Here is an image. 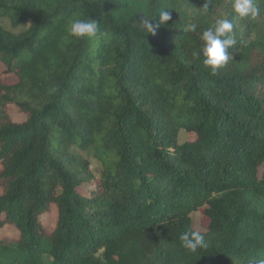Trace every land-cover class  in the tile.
<instances>
[{
  "label": "trees",
  "instance_id": "trees-1",
  "mask_svg": "<svg viewBox=\"0 0 264 264\" xmlns=\"http://www.w3.org/2000/svg\"><path fill=\"white\" fill-rule=\"evenodd\" d=\"M205 2L0 0V21L28 22L0 24V229L17 232L0 264L264 260V0L246 17ZM161 10L171 19L148 33L141 20ZM218 15L236 44L213 75L200 35ZM74 18L97 35L72 36ZM193 213L206 244L194 253L179 240Z\"/></svg>",
  "mask_w": 264,
  "mask_h": 264
},
{
  "label": "clouds",
  "instance_id": "clouds-1",
  "mask_svg": "<svg viewBox=\"0 0 264 264\" xmlns=\"http://www.w3.org/2000/svg\"><path fill=\"white\" fill-rule=\"evenodd\" d=\"M232 10L240 17H246L250 13L255 16L257 9L254 7L253 0H230ZM209 0L203 5V11L207 12ZM171 19V13L161 10L157 18L142 19V26L148 33L155 34L161 26H166ZM196 25H192L189 31H195ZM69 32L76 38L88 36L95 37L98 32V23L95 21H86L84 19L74 18L69 21ZM233 32V24L224 15H218L215 23L204 30L200 35L203 41L202 54L206 58L204 64L210 67L212 74L215 75L217 69L223 67L229 60V54L226 49L235 45L236 40L230 35ZM200 52H194L193 58L198 59ZM181 246L189 252H196L198 249L206 247L204 237L199 232H184L180 235ZM258 264H264V260L258 261Z\"/></svg>",
  "mask_w": 264,
  "mask_h": 264
},
{
  "label": "rangeland",
  "instance_id": "rangeland-1",
  "mask_svg": "<svg viewBox=\"0 0 264 264\" xmlns=\"http://www.w3.org/2000/svg\"><path fill=\"white\" fill-rule=\"evenodd\" d=\"M0 24L2 25V27L4 29L11 31L12 33H15V34L25 30L28 26V22H26V23L20 24L16 28H13L8 19H2L0 21ZM0 71H1V66H0ZM3 80L12 82L14 80V78L5 77V78H3ZM8 113H9L13 122L21 123L25 119V116L22 113H20L18 111V109L15 107H10L8 110ZM189 136L190 135H188L184 132H181L179 139H180V141H183L186 138H188ZM85 156L89 159L90 170L93 173V175L99 176V174L101 172L100 163L97 162L92 157V155H89V156L85 155ZM56 216H57V212H56L55 208H51L49 214L43 220V223H44V226H45L47 232H50L53 230V228L55 226V222H56ZM191 219H192V227L196 232H204L205 231V226H204L203 219H202V216L200 213H193L191 215ZM16 236H17L16 229L12 226H8V227H4V228L0 229V240L1 239H6V240L15 239ZM234 264H241V262H235Z\"/></svg>",
  "mask_w": 264,
  "mask_h": 264
}]
</instances>
